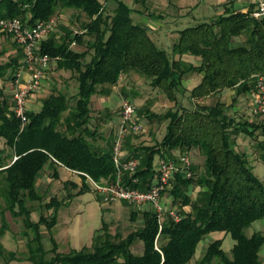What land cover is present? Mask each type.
I'll return each mask as SVG.
<instances>
[{
    "label": "trees",
    "instance_id": "1",
    "mask_svg": "<svg viewBox=\"0 0 264 264\" xmlns=\"http://www.w3.org/2000/svg\"><path fill=\"white\" fill-rule=\"evenodd\" d=\"M58 7H74L89 18L81 33L66 34L61 40L50 34L41 43V53L48 54L58 69L71 72L65 86L50 91L38 111L28 110L23 127L13 112V99L0 88V196L5 204L0 210V238L8 228L3 212L9 210L23 217L24 232L32 234L28 259L33 264H188L199 242L213 232L219 236L207 245L195 264H261L264 232L248 236L245 229L264 219V183L245 154L235 149L232 135L240 132L253 136L255 128H261L264 134V124L235 120L227 113V103L221 100L214 104L197 101L193 108L178 107L176 94L186 91L182 80L190 72L202 74L200 82L188 90L189 97L195 100L225 89L234 90L236 95L253 90L256 78L264 76V20L252 17L254 3L246 9L225 3L223 12L209 21L179 29L172 58L151 38L146 26L133 21V8L123 0H115L111 12H106L101 0H0V18L19 17L33 25L54 17ZM242 34L247 36L245 42L232 45L233 39ZM86 36L92 40L85 43ZM73 42L86 44L87 48L78 50L71 46ZM17 51L19 56L0 63L1 78L9 74L14 80L23 57L20 46ZM186 56L199 57L200 61L195 64L185 60ZM131 69L146 76L151 87L162 90L175 108L152 113L168 121L165 133L156 147H136L128 152L127 156L140 159L134 174L139 182L126 179V183L147 188L156 174L155 156L176 149H198L204 157L203 173L176 177L168 193L179 204L176 210L180 218L174 220L167 214L160 231L155 212L145 211L144 223L125 236L110 233L103 223L102 232L93 237L90 247L60 253L52 240L53 256L46 258L48 250L41 244L40 227L50 229L56 216L41 215L33 221L32 208L26 201L42 200L37 182L41 171L51 163L79 174L81 185L76 195L91 189L80 173L95 180H114L112 149L99 150L87 139L96 133L89 128L91 98L109 92L121 74ZM71 80L75 81L76 92L68 89ZM7 148L13 151L10 161ZM262 149L264 163V146ZM51 176L57 178L56 173ZM191 184L205 188L195 200L187 192ZM63 203L51 197L45 205L57 209ZM186 206H190L189 210ZM134 219L133 214L131 220ZM228 234L234 243L226 252L222 244ZM137 240L143 244L141 253L131 249ZM3 252L0 242V253ZM9 254L14 256L12 251Z\"/></svg>",
    "mask_w": 264,
    "mask_h": 264
},
{
    "label": "rangeland",
    "instance_id": "2",
    "mask_svg": "<svg viewBox=\"0 0 264 264\" xmlns=\"http://www.w3.org/2000/svg\"><path fill=\"white\" fill-rule=\"evenodd\" d=\"M105 4L106 12H111L115 7V0H101ZM126 4H128L133 11L131 13V17L135 23H139L145 26H151L153 24L163 23L164 25H173V28H184L189 25H193L199 21L207 20L209 21L211 18L217 15L218 11L224 10V6H219L218 8L214 6V1H208V4L205 2H200V0H195V3H191L184 11L183 16L177 17V20L172 21L170 17L161 19L158 17L159 14L164 13L165 11H170V5H167L164 0H123ZM194 0H190V2ZM199 1L198 4L196 2ZM208 5V8L207 6ZM172 9L174 7L172 6ZM59 14H65L66 19H63L64 24L62 25V18ZM149 15V16H148ZM57 18V25L55 30L51 33L57 40H61L62 37L66 34L73 35L74 33H81L83 31V25L89 21V18L83 13L82 11L76 8H62L58 7L55 15ZM196 18L197 20H195ZM163 28L159 31L160 37L165 40L166 44H158V46L164 50H166L169 55L172 56V42L176 39V37H172L166 32V29ZM59 35V37H58ZM247 36L242 34L238 37H235L232 41V45H237L244 43ZM92 38L86 36L85 43L91 41ZM85 48H87L86 44H83ZM18 46L14 41L13 37L10 34L4 33L0 31V63H5L11 57L15 55H20L17 51ZM23 55V54H22ZM87 59L90 58V55L86 57ZM185 60L191 61L195 64H198L200 59L195 56H186ZM52 61L50 62L49 69L47 75L50 71ZM50 74V73H49ZM138 80L135 81V84H128L125 91L119 94V101L122 102L123 100H131L136 105V116L139 124L141 125V131L139 132H131L125 138L123 150L125 152H129L133 148L136 147H143V146H157L158 143L161 141L165 130L167 120L162 119L159 116H153L152 113H164L169 109H174V102L170 101L166 94L158 89L153 88L149 84V80L146 76L141 75L140 73ZM51 79L53 81H57L56 74H50ZM196 75V74H195ZM6 78L0 77V88L3 89L4 94L12 100V93H13V84L12 79L9 74H5ZM56 77V78H55ZM199 76V80H200ZM45 80H48L45 78ZM68 80V79H67ZM66 80V81H67ZM47 82L43 81L42 84H46ZM52 83V82H51ZM50 84V83H49ZM48 84V85H49ZM75 81L71 80L68 82V89L71 92H76L75 90ZM56 83L49 88V91L55 90L57 87ZM42 88V86H41ZM255 87L253 88L254 91ZM231 91V92H230ZM248 92V91H247ZM247 92L241 93L240 95L234 94V90L232 89H225L223 93L220 95L215 94L211 96H207L198 100L192 99L188 95V90L185 92L177 91V103L178 107L183 106L187 108H193L198 101L199 103L204 104H214L217 100L224 101L227 103V113L235 118V120L241 123H254L263 125L264 124V117L254 116L252 114V105L249 103L251 97ZM36 94V93H35ZM98 94L95 95L97 97ZM44 96V95H43ZM105 99V98H104ZM43 97L38 99V107H40ZM40 101V102H39ZM113 105H109L107 111H104L103 108L100 110V114L98 115L93 114V122L92 127L96 128V131L102 133L103 135L106 131H109L110 122L112 116H119L121 110V104L119 102L115 103L112 102ZM32 106H35L32 104ZM99 107L93 105L92 108ZM112 108V109H110ZM100 120V121H99ZM96 124V125H95ZM104 128V129H103ZM104 130V131H102ZM253 136H249L244 133H234L232 135L233 143L235 149L239 152L245 154L247 159L249 160V164L253 167L254 173L259 177V179L264 183V163L261 161V154H262V146H264V134L261 128H255L253 130ZM110 133V132H109ZM108 133V141L112 142L113 137L112 134ZM115 139V137H114ZM94 145L101 142L97 137H93L91 139ZM114 142V141H113ZM3 145V143H0ZM113 149V144L111 146ZM178 150V154L188 153L187 151ZM173 151V150H172ZM6 152L9 154L8 161L12 159L13 151L10 148L6 149ZM190 156L194 158V162H192V171L197 176L203 173L204 166L203 161L204 157L202 153L196 149L192 148L189 152ZM141 155V154H140ZM163 155H166L170 158L174 157L173 152L168 151L166 153L158 154L155 158L153 164L154 168L156 169L158 166L159 158ZM11 156V157H10ZM43 173V172H42ZM41 173V174H42ZM47 175H40L38 179V192L42 195V200L37 202H31L29 200L26 201L27 205L32 208V212L30 214V219L33 221H38L41 215L51 216L55 214L56 222L50 228H46L45 226L40 227V237H41V244L48 250L46 254V258H51L53 256V252L50 249L53 248V241L52 239L56 238V251L67 252L70 247H82L85 245H90L92 239L91 236L93 232L100 228L106 220H109L114 213L110 210H105L107 207V203L101 202L99 196L96 192L91 188L89 191H85L80 193L79 195H73L68 197V194L74 193L77 189L76 187H72L71 184L68 182L64 184V181H59L56 177H52L50 175L49 178H46ZM205 190L204 187L198 186L196 184H191L188 189V194L190 195L192 200H195L199 197L200 192ZM168 193V192H167ZM167 196L166 205L167 207L177 208L179 204L173 202V198L171 194H165ZM51 197H56L60 201L68 200L67 204H61L57 209L54 206L47 207L45 203H47ZM5 204L3 198L0 196V210L4 209ZM190 207V206H189ZM185 207V209H189ZM184 210V209H183ZM2 212V211H0ZM3 215L8 223L9 229L5 230L2 234L0 242L7 250L10 248H16V255L23 259L27 256L26 252L28 251V241L30 238L29 233H25V226L23 222L22 216H14L12 215L9 210H4ZM109 218V219H108ZM117 220V221H116ZM115 221L109 223L111 224V231L118 232L122 236H125L130 231L137 229L143 223L142 217L138 216L135 220H130L129 216L119 215ZM1 213H0V225H1ZM256 222L252 224V227H255ZM52 230V231H51ZM46 231V232H44ZM52 232V233H51ZM102 232V230H101ZM246 234L250 232V228L245 229ZM51 233V234H50ZM217 232L209 233L204 236V238L199 242L196 248V252L188 264H195L196 258L200 256V254L205 251L207 245L217 238ZM140 244V247L137 245ZM234 240L228 234L224 242L222 244L223 249L226 252L230 251V248ZM143 249L142 242L137 240L134 243L133 251L135 253H141ZM4 250V252L0 253V264H33L30 260H15L12 261L10 259V255ZM141 250V251H140ZM61 264V263H57Z\"/></svg>",
    "mask_w": 264,
    "mask_h": 264
},
{
    "label": "built area",
    "instance_id": "3",
    "mask_svg": "<svg viewBox=\"0 0 264 264\" xmlns=\"http://www.w3.org/2000/svg\"><path fill=\"white\" fill-rule=\"evenodd\" d=\"M252 17L264 20V0H257L251 12ZM57 20L51 17L47 20L27 24L19 17L0 18V31L10 34L20 46L23 57L16 70L13 84V112L20 119L22 127L27 123L28 102L37 93L47 76L50 62L53 61L46 53H41V43L55 30ZM253 92L252 114L264 117V76L255 80ZM141 131L136 116V105L131 100H123L120 110V125L116 133L112 161L115 167L114 180H95L87 173H80L86 182L105 203L124 200L137 207L150 205L156 214L159 231L167 214L174 220L180 218L173 207H167L165 194L172 188L178 175L189 178L193 175L192 158L189 153L177 154L170 158L163 155L158 160L156 174L147 188L141 189L126 183V179L137 183L134 174L140 166V159L124 154L125 138L131 132ZM15 158V157H14ZM157 249L158 246L155 245Z\"/></svg>",
    "mask_w": 264,
    "mask_h": 264
},
{
    "label": "crops",
    "instance_id": "4",
    "mask_svg": "<svg viewBox=\"0 0 264 264\" xmlns=\"http://www.w3.org/2000/svg\"><path fill=\"white\" fill-rule=\"evenodd\" d=\"M212 1H214V2L210 3V4H214V6H216L217 8L219 6H224V4L227 3V4L232 5L233 8H235V9H246V8H248V6L251 3H254V6H255V3H256L257 0H212ZM164 2L166 3V7H167V5H170L171 10L170 11H165L164 13L159 14L158 17H160L161 19H165V18L170 17V19L172 21H175V20H177V17L184 15V11L187 9L186 7H188L191 3H195V0L193 2L192 1L190 2V0H164ZM200 2H205V3L208 4V1L206 2V0H200ZM198 3H199V1L196 2V4H198ZM172 6L174 7V9H172ZM206 6L208 8V5H206ZM184 8H186V9H184ZM222 12H223V10L222 11H218L217 14H220ZM59 16H61V18H62V25H63L64 22H65V21H63V19H66V17H65L66 15L65 14H59ZM54 17L57 18L56 16H54ZM194 19L197 20L196 18H194ZM173 25H176V23L175 24L173 23L171 25H167V24L164 25L163 23H159V24H153L150 27L146 26V28L148 29V32H149L151 38L156 42V44L157 45L158 44L163 45V44H166V43H165V40H163L160 37L161 35L159 34V31L161 29H163V28L172 27L170 29H166V32L169 35H171L172 37H176V39L172 42V45H173V43L178 38V30L180 29V28H173ZM58 37H59V35H58ZM71 46L76 48V49H78V50H85L86 49L83 46V44H78V43H74V42L72 43ZM21 60H22V58H21ZM49 73L52 74V75L56 74L57 78L56 77L55 78H56L57 81H53V78L51 79V77H50L51 75ZM49 73L46 76V79H48V80H44L47 83L46 84H42V88L30 98V100L28 102V110L38 111L40 109L41 105H42V102H41L40 107L37 106L38 105V99H40L41 97H43V98L46 97L49 94V92H50L49 88H51V86L53 84L56 83L55 87L61 88V87L65 86V84L67 82L66 80L71 77V72L69 70H65V69H58L57 66H56V62L54 60L51 63ZM199 76L202 77V74L201 73H196V72L187 73L184 76L183 80H182L183 87L186 90H190L193 86L197 85L200 82L201 78L199 80ZM138 77H139V74L135 70L131 69V70L125 71L124 73L121 74L117 84L113 85L110 88L109 92L98 94L97 97H95L96 94H94L92 96V98H91V106L93 107V105L97 106L99 104V107L92 108V111H91L92 118H91L90 123H89V128L94 130L96 133L93 136L89 135L87 137V139L89 141H91V139L93 137H97L99 140H101V142H99L98 144L95 145V147H97V149H99V150H107V149L111 148V146L113 144V141H114V137L116 136V133H117V131L119 129L120 115L119 116H112L109 129H107L109 131L105 130L106 133L103 135L102 133L98 134V132L96 131V128L92 127L93 114L98 115L100 110H102L101 108H103L104 111H107L109 105H111V106L113 105V103H112L113 101H114V105L117 102H119L121 104L122 102L119 101V94L121 92L125 91V89L127 88L128 84H130V83L131 84H135V81L138 80ZM223 92H224V90L222 92H220L218 95H220ZM253 92H254L253 90L247 92V94H249L250 97H251V99L249 100L250 101L249 103L251 105H252V101H253L252 100L253 99ZM32 104L35 105V106H32ZM110 109H112V108H110ZM102 131H104V130H102ZM108 133L110 135L112 134V137H113V141L112 142L108 141ZM190 151H191V149L189 151H187V152L189 153ZM171 152H173L176 155L178 154V150H173ZM163 153H166V152L164 151ZM124 154L127 155L128 152L124 151ZM176 155H174V156H176ZM156 157L158 159V154L155 156V158ZM191 158H192V161L194 162L195 160H194L193 156ZM41 173H40V175H47L46 178H49L50 175H53L54 173H56L57 179L59 181H64V183H65V181H69L70 183L73 182V184H75L76 186L72 185V184H71V186L73 188L76 187V189H77L74 193H71L74 196L76 195V192L78 191L79 186L81 185V177L79 176V174L77 172H74V171H72L70 169H67L64 166L59 165L57 163H55V164H53V163L47 164L45 166V168L41 171ZM166 194H168V193H166ZM77 195H79V194H77ZM165 200H168L166 195H165ZM100 201L103 202L101 199H100ZM63 202H64L63 204H67L68 200L66 201V203H65V201H63ZM186 208H187V206H186ZM105 210H110V211H112V213H114V215H112L110 219L108 218L109 220H106L104 222V223L107 224L109 232L114 234V232L111 231L112 225L111 224L109 225V223L115 221L117 219L118 214L119 215H124V216L128 215L130 220H131V215H133V214L135 216V219L138 216H141L142 220H143V223H144V212L145 211H153V208L150 205H146V206H143V207H137V206H134V205H132L131 203H129L127 201L117 200V201H113L111 203H107V207L105 208ZM187 210H189V209H187ZM133 211L135 213H133ZM255 222H256L255 224H257V225H255V227H252L253 226L252 224H254V222L250 226L247 227V228H250V232L248 234H246V235L251 236L254 232H257V231L264 232V219H259V220H256ZM101 227L97 228L93 232V234L91 236L92 241H93V237L98 232H101ZM8 229H9V226H8V228L6 230H8ZM44 232H46V231H44ZM28 233H29L30 236L32 235L30 231ZM225 237H224V239H225ZM224 239H223V242H224ZM52 240L55 241L56 238L52 239ZM92 241H91L90 245H88V246L85 245V246L90 247L91 244H92ZM55 243H56V245L58 244V242H56V241H55ZM137 245L141 249L140 244L137 243ZM142 246H143V244H142ZM82 247H84V246H82ZM82 247L73 246V247H70L67 252H62V251H59V252L60 253H68L72 249L79 250ZM133 247H134V244L131 246L132 251H133ZM4 250H7V249L4 247ZM10 251L14 252V256L10 257V259H9V260H11V262L15 261V260H29L28 259V251L26 252L27 256L24 257L23 259L19 258L16 255V248L13 247V248H10V249L7 250L8 253ZM260 259H261V264H264V246L260 250Z\"/></svg>",
    "mask_w": 264,
    "mask_h": 264
}]
</instances>
